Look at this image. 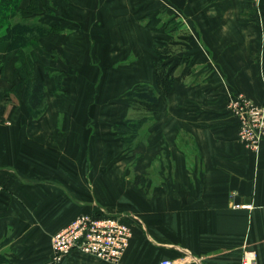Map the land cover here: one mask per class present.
Wrapping results in <instances>:
<instances>
[{
    "label": "crops",
    "instance_id": "0c3cea01",
    "mask_svg": "<svg viewBox=\"0 0 264 264\" xmlns=\"http://www.w3.org/2000/svg\"><path fill=\"white\" fill-rule=\"evenodd\" d=\"M40 8L37 18L61 31L41 38L49 55L31 52L49 91L38 119L12 94L18 52L0 39L4 264H108L80 252L53 261L52 236L100 209L132 228L120 264H241L246 250L264 264V143L249 149L228 108L233 94L264 104V0H41ZM165 42L183 47L172 59L190 58L195 72L159 100L147 141L130 154L113 126L130 118L132 91L156 87Z\"/></svg>",
    "mask_w": 264,
    "mask_h": 264
},
{
    "label": "trees",
    "instance_id": "16d2710c",
    "mask_svg": "<svg viewBox=\"0 0 264 264\" xmlns=\"http://www.w3.org/2000/svg\"><path fill=\"white\" fill-rule=\"evenodd\" d=\"M40 2L41 0H30L28 8H22V0H0V39L10 42L11 50L18 52L17 72L21 83L12 90V94L19 99L24 96L31 115L36 119L47 109L49 91L37 81L31 52L37 50L42 55H49L41 47L40 40L61 31L57 26H48L37 18V14L41 12ZM30 19L34 20V23H28L27 20ZM182 48L169 42L157 46L156 87L142 85L128 95L132 115L113 126V131L121 138L128 153L134 151L141 143L144 132L148 136L147 129L154 122V108L159 100L169 97L175 82L185 81L194 74L195 65L190 58L177 63L172 59ZM1 72L0 69V75ZM61 79H58L59 89L62 87ZM133 114H138L139 118L135 119ZM2 121L4 119L0 116V122ZM134 180L135 184H141L140 177L136 176ZM0 264H4L2 256Z\"/></svg>",
    "mask_w": 264,
    "mask_h": 264
},
{
    "label": "built area",
    "instance_id": "2783aa9c",
    "mask_svg": "<svg viewBox=\"0 0 264 264\" xmlns=\"http://www.w3.org/2000/svg\"><path fill=\"white\" fill-rule=\"evenodd\" d=\"M228 108L239 120V139L249 149L259 152L264 143V104H257L242 94H233L229 97ZM132 236L128 224L104 209L95 214H81L52 236L53 261L60 263L71 253L80 252L108 264H120ZM160 264L173 263L164 260ZM241 264H258L256 252L246 250Z\"/></svg>",
    "mask_w": 264,
    "mask_h": 264
},
{
    "label": "rangeland",
    "instance_id": "374dc122",
    "mask_svg": "<svg viewBox=\"0 0 264 264\" xmlns=\"http://www.w3.org/2000/svg\"><path fill=\"white\" fill-rule=\"evenodd\" d=\"M20 19H21V18H20ZM35 19H36V18H35ZM164 20L167 21V20H168V17H164ZM27 21H28V23H32V22L34 23V20L32 21L31 19H30V20H27ZM131 115H132V113H131ZM133 115H134L135 119H138V118H139V115H138V114H137V115H136V114H133ZM130 117H131V116H130ZM148 129H149V128H148ZM148 129H147V130H148ZM143 134H144V139H143L141 142H146L148 136H147L146 132H144ZM145 136H147V137H145ZM135 150H136V148H135ZM135 150H134V151H135ZM130 151H132V150H130ZM134 151L130 152V154H132ZM133 159H134V160H133V162H132V164H131V169L133 168V166H134L135 163H136V160H135V159H136V156H135V158H133ZM132 177H133V176H132ZM154 178H155V177H154ZM155 179H156V178H155ZM172 263H173V262H172Z\"/></svg>",
    "mask_w": 264,
    "mask_h": 264
}]
</instances>
